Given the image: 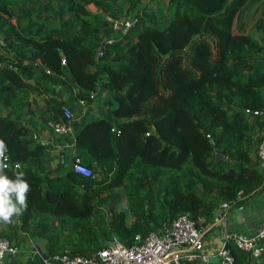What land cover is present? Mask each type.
<instances>
[{
  "label": "trees",
  "instance_id": "trees-1",
  "mask_svg": "<svg viewBox=\"0 0 264 264\" xmlns=\"http://www.w3.org/2000/svg\"><path fill=\"white\" fill-rule=\"evenodd\" d=\"M245 12L252 33L233 29ZM127 15L128 28L113 30ZM95 82L106 114L76 118ZM62 105L71 132L59 137L70 147L53 164L36 131L65 121ZM0 108L6 171L31 185L27 211L0 224L11 244L24 232L48 255H90L181 212L200 228L221 203L264 193V0H0ZM73 157L91 174L75 172ZM226 246L231 264L264 255Z\"/></svg>",
  "mask_w": 264,
  "mask_h": 264
},
{
  "label": "built area",
  "instance_id": "built-area-1",
  "mask_svg": "<svg viewBox=\"0 0 264 264\" xmlns=\"http://www.w3.org/2000/svg\"><path fill=\"white\" fill-rule=\"evenodd\" d=\"M132 20V17L128 15L116 18L112 20L111 27L113 30L124 32ZM110 40L111 37H108L105 41ZM100 52L101 49L98 48V53ZM61 111L66 120L50 121L48 124L55 133H69L71 132L69 120L72 118V113L64 105L61 106ZM257 156L258 164L264 166V138L257 147ZM71 167L81 175L91 174L90 168L77 157L71 160ZM226 209V203H221L213 220L221 221ZM261 238H264V227L252 233L224 230L222 244L216 252V261L209 262L206 255L202 253L203 239L200 228L196 227L188 212H181L163 225L159 232L151 230L142 237L135 235V241L129 245L113 238L90 255H69L63 250L51 254L50 257L60 264H178L181 256L196 258L197 264H231L232 256L226 242H231L237 248L257 255L261 249L259 245ZM18 249L16 245L0 237V258L6 253H15Z\"/></svg>",
  "mask_w": 264,
  "mask_h": 264
},
{
  "label": "crops",
  "instance_id": "crops-1",
  "mask_svg": "<svg viewBox=\"0 0 264 264\" xmlns=\"http://www.w3.org/2000/svg\"><path fill=\"white\" fill-rule=\"evenodd\" d=\"M102 86V83L95 82L94 89L88 90L90 100L86 101L81 98L77 100L76 118L106 114V96L101 91ZM36 134L38 139L51 146L53 164L58 160L60 150L63 149L64 152H67V148L70 147L63 137H59L60 134L50 131L48 128L38 129ZM260 227H264V193H255L244 204L233 209H226L221 221L213 220L205 225H200L203 239L202 253L206 255L209 262H215L216 252L222 244L224 230L252 233ZM20 236L17 245L18 251L3 255L0 258V264H60L46 254L44 240L41 237L30 236L24 232H21ZM259 245L264 252V238L260 239ZM260 251L257 255H251L258 256ZM257 262L263 264L264 255H261Z\"/></svg>",
  "mask_w": 264,
  "mask_h": 264
},
{
  "label": "clouds",
  "instance_id": "clouds-1",
  "mask_svg": "<svg viewBox=\"0 0 264 264\" xmlns=\"http://www.w3.org/2000/svg\"><path fill=\"white\" fill-rule=\"evenodd\" d=\"M7 144L0 139V224H11L14 217L23 215L28 209V194L31 191L24 172L16 171L12 177L6 171L8 165ZM19 169V165L16 166Z\"/></svg>",
  "mask_w": 264,
  "mask_h": 264
},
{
  "label": "rangeland",
  "instance_id": "rangeland-1",
  "mask_svg": "<svg viewBox=\"0 0 264 264\" xmlns=\"http://www.w3.org/2000/svg\"><path fill=\"white\" fill-rule=\"evenodd\" d=\"M147 2H148V0H142V3L147 4ZM88 7L90 10L95 11V7L92 6L91 4H89ZM248 17L249 16H248L247 12L239 15V17H237L233 22V29L236 30V29L240 28V29H244L245 31L252 33V30H250V28L248 26ZM5 111H6L5 109L0 108V113L4 114ZM67 164H69V162L65 161L64 166H67Z\"/></svg>",
  "mask_w": 264,
  "mask_h": 264
},
{
  "label": "water",
  "instance_id": "water-1",
  "mask_svg": "<svg viewBox=\"0 0 264 264\" xmlns=\"http://www.w3.org/2000/svg\"><path fill=\"white\" fill-rule=\"evenodd\" d=\"M209 139H210L211 143L214 144L213 141H212V139H211V138H209ZM219 157L226 158V157L220 152L219 149H216V150H215V158H219ZM226 159H227V158H226ZM259 169H260L261 171H264V166H260V165H259ZM94 176H96V174H94ZM153 229L155 230V228H153Z\"/></svg>",
  "mask_w": 264,
  "mask_h": 264
}]
</instances>
